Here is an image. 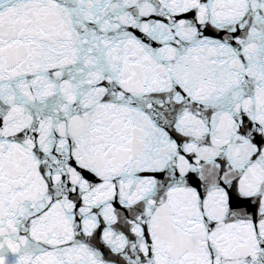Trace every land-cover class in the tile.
Returning a JSON list of instances; mask_svg holds the SVG:
<instances>
[{
	"label": "snow or ice",
	"instance_id": "snow-or-ice-1",
	"mask_svg": "<svg viewBox=\"0 0 264 264\" xmlns=\"http://www.w3.org/2000/svg\"><path fill=\"white\" fill-rule=\"evenodd\" d=\"M0 264H264V0H0Z\"/></svg>",
	"mask_w": 264,
	"mask_h": 264
}]
</instances>
